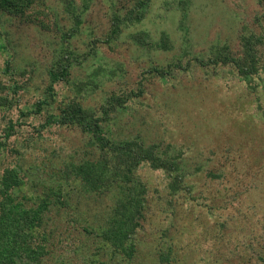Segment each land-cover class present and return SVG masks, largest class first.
<instances>
[{
	"label": "rangeland",
	"instance_id": "1",
	"mask_svg": "<svg viewBox=\"0 0 264 264\" xmlns=\"http://www.w3.org/2000/svg\"><path fill=\"white\" fill-rule=\"evenodd\" d=\"M42 1L44 5L39 2L35 9L37 15L41 11L37 19H10L1 29L6 46L0 47V84L6 87L4 94L15 100L0 107V140L4 141L0 174L17 165L31 167L24 192L41 191L36 184L49 181L51 172L46 169L52 163L88 155V137L79 127L49 121L52 113H59L60 103L80 98L85 105L99 109L112 92L132 88L134 96L111 126L114 136L136 137L148 147L168 148L165 151L178 157L176 161L184 159L185 181L193 185L192 191L182 190L176 194L178 199L171 198L169 172L142 162L136 171L150 190V208L137 234L135 256L124 260L121 250L99 248L94 236L72 227L77 243L62 241L63 249L57 251L67 259L66 264H261L264 0H151L145 17L124 27L110 42L111 16L123 13L132 1L75 0L86 10L75 29L77 36L70 39L72 49L77 47L80 53L79 60L69 83H54L52 105L36 112L38 100L47 98L48 67L61 33L72 28L64 7L57 6L59 0ZM180 1L185 3L180 5ZM44 6L49 10L54 7L56 15L44 14ZM144 31L149 34L147 40L166 39L168 47L154 49L150 43H137L136 35ZM244 37L253 43L257 55L258 70L248 78L235 64L214 59L215 52L223 49L230 56H244L249 49ZM89 45L98 49L99 56L84 60ZM8 62L10 70L6 69ZM157 67L171 74L162 78ZM75 80L85 87L79 91ZM87 83L90 90H86ZM8 132L11 135L6 137ZM104 201L108 202L85 197L81 206L103 212L100 204ZM53 215L52 224L64 233L68 215ZM219 231L223 241L215 238ZM176 233H184L179 243L175 242ZM77 245L81 248L76 252ZM168 253H175L176 258L167 260ZM49 264L62 263L51 260Z\"/></svg>",
	"mask_w": 264,
	"mask_h": 264
},
{
	"label": "trees",
	"instance_id": "2",
	"mask_svg": "<svg viewBox=\"0 0 264 264\" xmlns=\"http://www.w3.org/2000/svg\"><path fill=\"white\" fill-rule=\"evenodd\" d=\"M130 1H132L131 6L123 13L117 12L111 16L108 42L119 37L124 27L135 24L144 18L151 0ZM39 2L44 5L42 0H0V47L6 46L4 38L1 36L3 34L1 29L7 22L14 18H22L26 21L37 19L41 14V11L38 12V15L36 14L38 9L35 11ZM75 2V0H59L57 5L64 7V13L67 16L65 17L71 20L69 24L72 28L68 33L64 31L61 33L59 46L48 67L50 81L45 86L47 98L38 100L36 112L52 105L54 83L63 81L69 83L71 70L79 60L77 56L80 53L76 51L77 47L72 49L73 42L70 39L77 36L78 33H75V29L83 22L82 16L86 10L77 6ZM184 3V1H180V5ZM43 8L44 14H52L53 17L56 15L54 7L50 10L46 6ZM57 24L62 25L61 23ZM59 29L62 28L59 27ZM143 36H146L147 40L149 34L146 31L139 32L135 37L136 42L143 46L150 43L155 49V47L163 48L168 44L166 39L163 42L152 38L144 41ZM245 38V45L249 46V49L244 56H230L227 49H223L215 52L214 59L216 62L224 64L230 62L235 64L243 77L248 78L252 72L258 70V66H256V52L251 46L253 43ZM98 56V49L90 46L82 57L87 60V57L96 59ZM6 69L10 70V62ZM156 70L162 78L171 74L170 71L159 67L155 68ZM74 84L79 86V91L85 87L80 86V82L76 80ZM84 85H87L86 90H90L89 83ZM23 87L28 88V85ZM5 88V85L1 86L0 84V107L13 100L8 93L4 94ZM132 91L131 88L128 92H112L111 94L114 95L103 101L99 109L95 106L85 105L80 98L60 103L59 113H52L49 116V121L60 125L79 127L81 132L88 137L86 141V146L88 145L89 148L87 149L88 155L85 154L76 159H62L57 164L52 163L46 169L51 172L47 178L49 181L36 184V188H38V184L41 186V191L29 195L24 192V187L28 183L26 176L29 170H32L31 167L23 168L17 165L6 168L0 174V264H49L51 260L66 264L67 259L57 251L63 249L62 241L67 245L71 244V241L77 243L78 237L72 233V227L74 230H82L87 235L94 236L95 244L99 248L112 247L114 251L117 249L122 251L125 256L122 257L124 260L133 258L138 250L137 234L144 227L143 224L150 208L148 197L150 190L147 189L146 184L136 171L144 161L149 162L154 169H165L167 173L169 172L170 188L173 193L171 198L178 199L176 194L179 191L193 190V185L185 181L188 172L183 166L184 159L180 162L176 161L178 157L170 156L168 151H165L168 148L158 145L148 147L140 138L136 137L117 138L114 136L111 126L120 117L119 112L125 110L127 100L134 96L131 95ZM139 91L136 96L139 95ZM13 126L11 124L12 129ZM10 135L11 133L8 132L6 137ZM3 144L4 141L0 140V151ZM173 172L175 173L172 178ZM74 192L78 193L74 194ZM92 196L108 201L100 204L103 212L81 206L83 198ZM94 201L97 207L99 204L96 200ZM53 212L56 216L68 215L65 234L52 224ZM183 234L176 233L174 235L176 243L181 242ZM217 234L219 235L215 238L218 241H223L224 237L221 231ZM78 241L82 248H87L83 246L82 241ZM78 245L76 252L81 248ZM92 256L94 260H98L95 255L92 254ZM169 256H171L170 253L167 255V260L171 257L176 258L175 253L173 256ZM261 256V264H264V256ZM98 264L108 263L100 261Z\"/></svg>",
	"mask_w": 264,
	"mask_h": 264
}]
</instances>
